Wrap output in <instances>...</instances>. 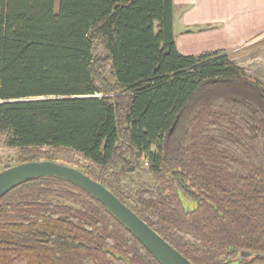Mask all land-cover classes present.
Wrapping results in <instances>:
<instances>
[{"label":"trees","instance_id":"1","mask_svg":"<svg viewBox=\"0 0 264 264\" xmlns=\"http://www.w3.org/2000/svg\"><path fill=\"white\" fill-rule=\"evenodd\" d=\"M258 45L181 54L174 0H0V132L18 150L0 164L79 169L192 264H264V82L236 62ZM137 170L156 182L123 185ZM0 264L163 263L92 193L43 176L0 199Z\"/></svg>","mask_w":264,"mask_h":264},{"label":"crops","instance_id":"2","mask_svg":"<svg viewBox=\"0 0 264 264\" xmlns=\"http://www.w3.org/2000/svg\"><path fill=\"white\" fill-rule=\"evenodd\" d=\"M174 35L183 55L251 46L264 39V0H174Z\"/></svg>","mask_w":264,"mask_h":264},{"label":"water","instance_id":"3","mask_svg":"<svg viewBox=\"0 0 264 264\" xmlns=\"http://www.w3.org/2000/svg\"><path fill=\"white\" fill-rule=\"evenodd\" d=\"M43 176L63 177L92 193L109 207L163 264H192L188 258L175 249L112 191L73 166L52 160H39L5 168L0 172V199L19 185ZM252 256L257 257L261 254L241 251L237 258Z\"/></svg>","mask_w":264,"mask_h":264},{"label":"rangeland","instance_id":"4","mask_svg":"<svg viewBox=\"0 0 264 264\" xmlns=\"http://www.w3.org/2000/svg\"><path fill=\"white\" fill-rule=\"evenodd\" d=\"M264 40V39H263ZM94 53L105 55L104 48L98 43H94ZM238 65L243 67L249 74L261 79L264 82V45H258L254 49L244 50L236 59ZM18 150L11 148L5 143V137L0 132V156L5 158H15ZM9 163L0 164V170L6 168ZM10 164H13L10 162ZM156 182V176L144 170H137L124 177L122 183L129 188H137L139 186H147ZM187 208L193 209L196 207L195 200H184Z\"/></svg>","mask_w":264,"mask_h":264}]
</instances>
